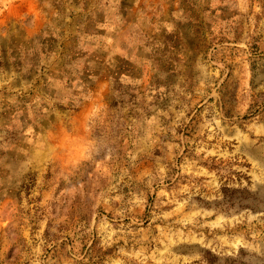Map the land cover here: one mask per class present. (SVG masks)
Wrapping results in <instances>:
<instances>
[{
  "label": "rangeland",
  "instance_id": "obj_1",
  "mask_svg": "<svg viewBox=\"0 0 264 264\" xmlns=\"http://www.w3.org/2000/svg\"><path fill=\"white\" fill-rule=\"evenodd\" d=\"M0 264H264V0H0Z\"/></svg>",
  "mask_w": 264,
  "mask_h": 264
}]
</instances>
